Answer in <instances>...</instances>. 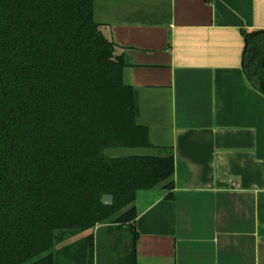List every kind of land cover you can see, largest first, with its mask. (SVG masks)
Returning a JSON list of instances; mask_svg holds the SVG:
<instances>
[{
	"label": "trees",
	"instance_id": "obj_1",
	"mask_svg": "<svg viewBox=\"0 0 264 264\" xmlns=\"http://www.w3.org/2000/svg\"><path fill=\"white\" fill-rule=\"evenodd\" d=\"M95 2L0 0V264H91L92 234L57 246L113 218L130 225L137 264L138 193L173 198L172 152L110 154L153 144ZM243 36V68L264 94V29Z\"/></svg>",
	"mask_w": 264,
	"mask_h": 264
},
{
	"label": "crops",
	"instance_id": "obj_2",
	"mask_svg": "<svg viewBox=\"0 0 264 264\" xmlns=\"http://www.w3.org/2000/svg\"><path fill=\"white\" fill-rule=\"evenodd\" d=\"M95 17L150 149L175 157L173 198L157 186L134 203L137 264H264V94L243 68L264 0H96Z\"/></svg>",
	"mask_w": 264,
	"mask_h": 264
},
{
	"label": "rangeland",
	"instance_id": "obj_3",
	"mask_svg": "<svg viewBox=\"0 0 264 264\" xmlns=\"http://www.w3.org/2000/svg\"><path fill=\"white\" fill-rule=\"evenodd\" d=\"M168 141V138L167 140ZM160 150L145 148H114L111 155L155 154ZM125 207L116 215H121L128 208ZM114 218L106 224H99L88 230L94 237V250L88 259L91 264H132L133 234L129 224H114ZM84 256V255H83ZM87 260V261H88Z\"/></svg>",
	"mask_w": 264,
	"mask_h": 264
},
{
	"label": "water",
	"instance_id": "obj_4",
	"mask_svg": "<svg viewBox=\"0 0 264 264\" xmlns=\"http://www.w3.org/2000/svg\"><path fill=\"white\" fill-rule=\"evenodd\" d=\"M101 202L104 205H112L114 202V197L111 194H105V195H103Z\"/></svg>",
	"mask_w": 264,
	"mask_h": 264
}]
</instances>
